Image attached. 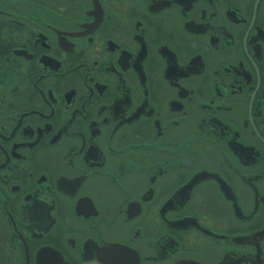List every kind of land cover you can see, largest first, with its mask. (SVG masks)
<instances>
[{"label":"flooded vegetation","instance_id":"af4514ba","mask_svg":"<svg viewBox=\"0 0 264 264\" xmlns=\"http://www.w3.org/2000/svg\"><path fill=\"white\" fill-rule=\"evenodd\" d=\"M0 264H264V0H0Z\"/></svg>","mask_w":264,"mask_h":264}]
</instances>
